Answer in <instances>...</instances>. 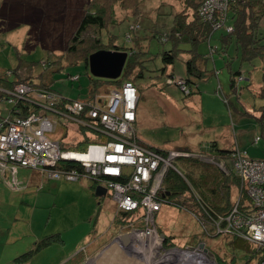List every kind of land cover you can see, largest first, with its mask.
<instances>
[{
  "label": "rangeland",
  "instance_id": "374dc122",
  "mask_svg": "<svg viewBox=\"0 0 264 264\" xmlns=\"http://www.w3.org/2000/svg\"><path fill=\"white\" fill-rule=\"evenodd\" d=\"M82 1L85 0H0V74L21 65L22 73L33 70V77L43 74L51 81L54 91L64 97L83 100L90 90L92 80L97 78L92 76L84 64L67 65L62 59L61 64L64 66L60 68L61 66L55 63L65 54V48L58 46L67 43L66 39L72 35L77 21L83 15ZM144 1L143 16L139 19L130 18L129 21L109 30L116 36V45L120 47L129 48L133 44L126 39V33L134 24L139 25L140 35L148 37L145 44L148 45L150 58L143 62L145 77L136 81L141 89L136 129L142 143L162 151L200 153L205 151L208 144L216 141L220 151H230L238 147L248 158L264 159L262 129L256 117L250 114L261 116L262 111L257 110L264 104L255 96L257 94H253L256 92L251 88L243 89L239 99L229 88L231 71H242L244 80L241 82V88H245L251 81L253 83L255 76L261 80L264 60L242 64L241 53L237 50L235 42L229 45L227 54L222 53L219 51L222 49L221 37L226 31H216L210 42H204L199 48L201 54L211 57L209 67L214 73L218 72V75L215 73L207 80L197 82L199 92L196 96H199L198 100L201 101L198 108L193 102V96H186L174 85L167 84L171 74L176 78L186 76L187 52L183 50H190L191 45L181 46L175 63L167 68L164 75L157 71L164 67L161 52L171 47V41L163 42L161 36L168 35L174 15L183 10V5L175 0ZM62 3L69 11V21L65 24L66 30L64 29L66 38L63 42L60 33L61 22L55 24V17L61 19ZM46 17L52 19L53 27L58 28L52 33V46L49 48L40 42L39 37L40 23L45 22ZM262 30L264 31V17ZM155 32L159 35H155ZM107 35L108 32L105 31L104 44H108ZM56 46L57 48H54ZM216 49V53H210ZM76 76L79 79L72 80V77ZM243 91L248 95L243 96ZM106 93L108 95L109 92ZM10 108L11 104L7 100L0 101L2 116L6 117ZM240 111L249 113L242 115L239 114ZM60 123L61 127L64 125L68 128L66 139L71 144V150L83 153L85 148L72 146L81 140L76 123L68 120H61ZM61 127L57 128V135L63 133ZM257 137L261 138L258 144L255 143ZM225 161L232 171V160L225 158ZM175 167L183 176L190 170L194 173L195 180L200 176L202 179L204 177L207 189L213 188L212 181L215 177H221L219 171L194 161L179 159L175 162ZM38 176L41 181L44 175ZM35 177L31 169L20 168L19 178L28 184V187L12 190L7 186L0 171V264H83L92 252L87 250L83 254L82 250L89 248L88 243L94 237L104 233L106 240L115 237L124 227L118 220L114 221L116 205L110 193L97 196L96 189L99 185L90 178H82L80 181H55L45 178L41 182V188L40 181L38 185H34ZM178 204L179 199L174 198L172 205H163L157 214L159 234L165 233V236L175 237L173 244L176 248L173 246L167 249L192 247L196 249V253L191 254L188 261L177 256L174 264H216L205 252L207 248L197 251L199 247L192 246L196 237L206 233L208 225H202L195 215ZM133 220L131 218L128 221ZM124 231V235L129 236L127 232L130 229L126 228ZM56 234L61 235L64 243L57 242L42 248L26 262L18 260L23 254L36 248L40 241ZM229 239L219 237L207 241L208 247L229 262L233 260L235 264H258L264 260V254L251 259L250 252L235 247ZM132 244L133 241H130L129 245ZM208 251L214 255L211 250ZM161 252L164 253L162 250ZM136 257L138 261L140 254ZM146 260H152L154 263V257Z\"/></svg>",
  "mask_w": 264,
  "mask_h": 264
},
{
  "label": "built area",
  "instance_id": "2783aa9c",
  "mask_svg": "<svg viewBox=\"0 0 264 264\" xmlns=\"http://www.w3.org/2000/svg\"><path fill=\"white\" fill-rule=\"evenodd\" d=\"M228 2L229 0H203L198 9L200 20L212 25L214 30L233 32L231 26L226 27ZM78 79V76L72 78ZM167 84L179 88L185 95L190 93L183 78H168ZM31 93L43 114L32 113L26 118L14 119L8 115H0V171L7 186L12 190L25 188L27 184L19 178L20 168L44 175L42 180L93 179L110 193L120 218L129 213V219L133 218L134 222L142 221V228L130 225L121 229V232L126 228L130 229L127 233L130 241H133L132 246L141 256L146 255L149 260L154 257V263L157 264L162 263L164 255L169 258L168 262L162 264H174L177 256L188 261L189 256L196 253L195 248L158 247L163 239L159 234L156 217L166 203L164 179L168 172L177 171V160L195 155L180 150L162 151L140 141L135 126L139 101L136 86L127 81L122 88L113 90L108 95L97 96L93 101H70L62 105L63 108H58L57 103L61 99L58 94L45 89L33 90L26 84H19L12 92H8V102L17 104L19 100L32 101L29 97ZM51 113L53 116L49 115ZM82 114L89 121L81 120ZM61 120L74 122L77 126H99L100 131L112 138V141L92 145L84 153L62 149L56 138ZM258 141L256 139V143ZM231 158L232 169L240 178L241 190L250 199L253 210L249 214L241 211L238 208L239 199L227 216H217V219L212 215L208 219L201 217L200 223H208L218 234L236 236L245 243L264 249V159H250L238 148ZM205 159L214 162L213 157ZM74 162L83 167L82 172L69 166ZM219 166L223 172L229 173L224 163ZM40 187L42 188V183Z\"/></svg>",
  "mask_w": 264,
  "mask_h": 264
},
{
  "label": "trees",
  "instance_id": "16d2710c",
  "mask_svg": "<svg viewBox=\"0 0 264 264\" xmlns=\"http://www.w3.org/2000/svg\"><path fill=\"white\" fill-rule=\"evenodd\" d=\"M176 1L183 5V10L177 14L175 13L173 25L168 35L166 34L164 36H161V40L163 42H167L168 40L171 41V47L169 50H164L163 52H161L164 67L157 71H160L161 74L164 75L167 68L175 63L177 57L179 56V53L177 52L181 51V46L183 44L191 45L190 50H183L187 52L189 56L185 62L186 77H184L183 79L185 80L187 87L190 89V93L186 96H194L199 92L197 86L198 81L207 80L211 75H215V73L217 74V72L214 73V70L210 69L209 67L211 57L207 54H201L199 52V48L204 42H210L211 37L218 30H214L212 25L204 23L200 20L198 16V9L203 0ZM81 3L83 15L81 16L80 20L77 21L75 30H73L72 35L66 39L67 43L65 45L58 46V48H65V54L59 57L55 63L60 65V68H63L64 65L61 64V61L63 62L64 60L67 65L84 64L86 68L89 69L88 61L90 55L100 50L125 51L128 52L130 56L121 78L118 80H92V85L89 92L85 95V98L83 100H73L68 99L62 94L54 91L51 86V81L47 80L43 74H39L37 77H33V70L27 73H22L21 65H19L12 70H8L0 74V101L3 99L8 101V99L10 98L8 92H12L15 86L19 84H26L32 87L33 90L45 89L58 94L59 96H61V99L58 100L57 103L58 108H63L64 104L70 101H93L97 96L106 95V92L111 93V91L113 90L122 88L123 84L127 81L132 82L136 86L138 93L139 91H141L136 81L145 77L143 62L146 61V58H150L148 45L145 44L148 38L147 35H140L138 32L140 28L139 25H132L126 33V39L133 42L129 49L127 47H120L116 45V36L112 35L109 30L120 26L126 21H129L130 18L139 19L141 16H143L142 9L145 1L85 0ZM162 4H165V2H162ZM263 6L264 0H229L226 27L231 26L233 28V32H226V34L222 35V49L219 51L227 54L229 45L235 42L237 45V50L241 53L242 64H253L258 59L264 60V31L262 30V20L264 17ZM64 13L67 16H65ZM46 18L44 19L45 22L40 23L41 29L39 37L40 42L47 48H49L50 46H52V33L54 31H57L58 28L53 27L54 23H52V19L50 20L48 17ZM68 18L69 11L68 9L64 8V4L62 3L61 19L59 20L55 17V24L61 22V42H63L66 38L64 29L65 24H67V22L69 21ZM105 31L108 32V35L106 37V40H108V44H104L103 40V33ZM154 34L159 35L157 34V32H155ZM54 48H57V46ZM214 52L216 53L217 49L213 51V53ZM229 63L230 61L227 62V65H229ZM261 70L263 72L262 79L260 80L261 86L259 92L253 94H257L255 95L257 98L264 100V67ZM169 76L170 78L174 77L173 74ZM229 76L230 91L237 97V99H239V94L243 89L250 90L251 85L255 80L253 78V83L251 81L245 86V88H241V82L244 80L242 71H231ZM243 93L245 92L243 91ZM250 93H252V91H250ZM29 97L32 101L19 100L17 104H11V108L8 109L9 118H26L32 113L43 114L41 112L40 106L38 105V102L34 100L33 93H31ZM259 110L262 111V115L260 117H255L259 121V125L262 129V136L264 138V107L259 108ZM239 114L247 115L248 112L240 111ZM49 115L53 116V113ZM81 120L89 121L85 114L81 115ZM58 127H61L60 122L58 124ZM61 128L63 129V133H61L60 135H56V138L59 139L62 149L71 150V144H69L66 139L68 136V128L64 125H62ZM78 130L79 134L81 135V140L74 145L72 144V146L85 148L86 150L84 152H87V149L92 145L107 144L112 141V138L100 131L99 126H97V128H93L90 127V125H80L78 126ZM257 139L259 141L256 143L255 140L256 144L261 141L260 137H257ZM237 148L238 147L230 151H220L219 149L217 150L213 144H208L205 148V151L203 152L194 153L189 151V153L194 154L195 156L182 160H186L188 162H198L204 166L213 168L216 171H219L221 177L218 179H216L218 176L215 177L212 181L213 188L207 189L205 186L208 185L204 182L205 179L203 176V179L200 176L198 180H195L196 178L194 177V173H192L190 170L188 171V174L184 176L178 171L170 170L164 179V186L167 190V193L165 194L166 203L164 205H172L174 198L179 199L178 205L192 215H195L199 219V222H202L201 217H205L206 219H208L209 215H212L214 219H217V216H227L237 205L238 201H235L237 200L236 198L240 196L238 208H240L241 211H244L246 214L252 212V203L246 193L241 190L240 178L235 174L233 169L232 171L230 170L228 164L225 161V158H229L232 160L231 156L234 150ZM206 157H213L214 162H209L207 159H205ZM221 163H224L226 167H228V174L223 172V170L220 168L219 165ZM69 166L76 168L80 172L83 171V167L77 162H74ZM91 180L97 186L99 185L95 180ZM27 187L28 185H25V188ZM123 216L124 219L122 217L119 218L120 224H122L121 226L130 227V225H132L136 228H142L143 223L141 220L130 223L128 222V220L131 214L125 213L123 214ZM205 225H208L209 229H206V233L204 235H199L198 237H196L192 242V246L199 247L200 244L204 243L205 248L211 250L214 253L218 264H235L233 260L229 262L221 254L219 255L216 253V251L209 249L207 241L219 237L230 238V242L234 244L235 247L245 249L250 252L252 254L251 259H253V257L264 254V249L257 248L253 244L245 243L236 236L218 234L211 225H209L208 223ZM166 236L167 237L164 247L168 248L175 246L173 244V239L175 237H171L168 235ZM57 242L64 243L60 234L49 236L40 241L37 244L36 248L23 254L21 257L22 259L19 257L20 259L18 258V260H20L21 262H26L30 257H33L42 248H45ZM241 246H245V248ZM258 264H264V260L262 262H259Z\"/></svg>",
  "mask_w": 264,
  "mask_h": 264
},
{
  "label": "crops",
  "instance_id": "0c3cea01",
  "mask_svg": "<svg viewBox=\"0 0 264 264\" xmlns=\"http://www.w3.org/2000/svg\"><path fill=\"white\" fill-rule=\"evenodd\" d=\"M61 12H62V9L60 11V14H61ZM210 53H211V51H210ZM214 53L212 52L211 54H214ZM188 57L189 56L187 54V58ZM217 74H218V72H217ZM254 79L255 80H254V83L251 85V89H253L254 92H259V89L261 86L260 85V77L255 76ZM255 82H257V83H255ZM219 86L221 87V85H219ZM139 95H140V91H139ZM196 95H197V93L193 96L194 97L193 102L195 103V105H197L198 108H200V102L201 101L198 100L199 96H196ZM198 95H200V94H198ZM245 95H248V94H246V92H245V93H243V96H245ZM259 100L262 102V104H264V100H262V99H259ZM138 105H139V103H138ZM262 107H264V105H262ZM236 110L238 111V109H236ZM257 111H259V109ZM231 112H233V111H231ZM136 114H137V122H136V128H137L138 127L137 126L138 125V108H137ZM250 114L253 116L260 117V115H256L254 113H250ZM136 133H137V129H136ZM137 135H138V133H137ZM211 144H213L217 150L219 149L216 141L214 143H211ZM34 174L36 176L35 179H33V181H35L34 185L35 184L38 185L39 181H40L39 180L40 176H38V175H40V174L38 172H35V171H34ZM42 181H44V179L43 180L41 179L40 183ZM118 216L119 215H117V209H116V215H115L114 221H117V220L119 221L120 217H118ZM124 234H125V232H123V234H122L121 230H119L118 234L115 237L107 238L106 240L104 239V237H105L104 233H102L101 236L94 237L93 240L88 243L89 248L85 247L82 250L83 254L87 250H91V252H92L91 255L86 258L87 260L83 264H141L140 261H137L134 258H131V256L127 255L126 250H127V247L130 246L129 245L130 241H129V238L125 239V237H123V236H125Z\"/></svg>",
  "mask_w": 264,
  "mask_h": 264
},
{
  "label": "water",
  "instance_id": "95a60500",
  "mask_svg": "<svg viewBox=\"0 0 264 264\" xmlns=\"http://www.w3.org/2000/svg\"><path fill=\"white\" fill-rule=\"evenodd\" d=\"M130 54L125 51H114V50H100L89 57V70L93 77L97 79H105V80H118L121 78L123 71L125 69L126 63L128 61ZM107 194L106 188L102 186H98L96 189V195L97 196H104ZM163 241L166 239L165 234H162ZM125 239L129 238V236H123ZM160 242L158 245L159 248H162L164 245V242ZM200 249H205V244L202 243L199 246ZM205 252H207L208 256L214 260V263L217 264V261L215 259V256L205 249ZM126 253L128 256H131V258H135L137 260V249L134 248V246L130 245L127 247ZM140 255V258L138 261L141 262V264H157L152 263L151 261L146 260V255ZM142 258V259H141Z\"/></svg>",
  "mask_w": 264,
  "mask_h": 264
},
{
  "label": "bare ground",
  "instance_id": "6f19581e",
  "mask_svg": "<svg viewBox=\"0 0 264 264\" xmlns=\"http://www.w3.org/2000/svg\"><path fill=\"white\" fill-rule=\"evenodd\" d=\"M138 103H139V102H138ZM170 257H171V256H170ZM168 258H169V257H168L167 255H164V256L162 257V261H161V262H162V263H166V262H168ZM162 263H161V264H162Z\"/></svg>",
  "mask_w": 264,
  "mask_h": 264
},
{
  "label": "clouds",
  "instance_id": "9594fccd",
  "mask_svg": "<svg viewBox=\"0 0 264 264\" xmlns=\"http://www.w3.org/2000/svg\"><path fill=\"white\" fill-rule=\"evenodd\" d=\"M137 108H138V106H137ZM122 229V228H121ZM125 232V231H124ZM122 234H123V232H121ZM200 246V245H199Z\"/></svg>",
  "mask_w": 264,
  "mask_h": 264
}]
</instances>
